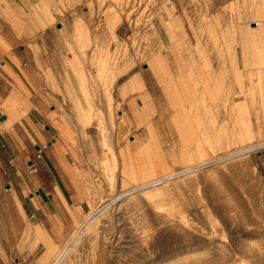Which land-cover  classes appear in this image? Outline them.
I'll list each match as a JSON object with an SVG mask.
<instances>
[{
  "label": "rangeland",
  "instance_id": "rangeland-1",
  "mask_svg": "<svg viewBox=\"0 0 264 264\" xmlns=\"http://www.w3.org/2000/svg\"><path fill=\"white\" fill-rule=\"evenodd\" d=\"M85 1L90 56L122 72L145 65L164 94L118 127L95 177L97 200L67 240L25 264H216L215 247L227 251L221 264H247L238 247L264 248V57L256 45L261 62L243 61L242 43L251 22L263 24L264 0ZM228 103L242 116L231 117ZM207 175L228 206L212 201ZM176 231L189 240L168 235Z\"/></svg>",
  "mask_w": 264,
  "mask_h": 264
},
{
  "label": "crops",
  "instance_id": "crops-1",
  "mask_svg": "<svg viewBox=\"0 0 264 264\" xmlns=\"http://www.w3.org/2000/svg\"><path fill=\"white\" fill-rule=\"evenodd\" d=\"M80 3L0 0V264L53 255L95 204L118 127L164 94L145 65L122 72L90 56L92 13ZM249 26L243 61L261 62L251 47L264 57V22Z\"/></svg>",
  "mask_w": 264,
  "mask_h": 264
},
{
  "label": "bare ground",
  "instance_id": "bare-ground-1",
  "mask_svg": "<svg viewBox=\"0 0 264 264\" xmlns=\"http://www.w3.org/2000/svg\"><path fill=\"white\" fill-rule=\"evenodd\" d=\"M257 23H259V22H257ZM216 42V41H215ZM219 61H220V59H219ZM220 70V73H222V74H225V73H227L228 71H227V67L226 66H223V67H221V69H219ZM211 79V78H210ZM206 81V80H205ZM216 81V80H215ZM204 84V83H203ZM214 87V86H213ZM204 89V88H203ZM213 89V88H212ZM206 91H207V89H205ZM204 90V91H205ZM212 91V90H211ZM204 94H206V93H204ZM218 94H219V92H218ZM163 98V97H162ZM218 98V97H217ZM238 98V97H237ZM213 99V98H212ZM215 99V98H214ZM240 100V99H239ZM167 101V100H166ZM214 100H211V102H213ZM168 102V101H167ZM236 102H237V100H236ZM244 102H246V101H244ZM226 104V103H225ZM170 105V104H169ZM242 105H243V103H242ZM227 110L229 111V113H230V115H231V117H236V118H239V117H241L242 116V112L240 111V109H241V107L240 106H234V105H232L231 103H228L227 104ZM170 109V108H169ZM250 109V108H249ZM249 112H251V111H249ZM252 115V114H251ZM250 114H249V116H251ZM258 122V121H257ZM227 124V123H226ZM177 126V125H176ZM224 126V125H223ZM222 126V127H223ZM178 127V126H177ZM214 127V126H213ZM217 127V126H216ZM225 128V127H224ZM226 130V129H225ZM228 131V130H227ZM226 131V132H227ZM238 131H239V129H238ZM148 134L150 135L151 134V130L150 129H148ZM238 133V132H237ZM226 135V134H225ZM237 136V135H236ZM241 151H243V149H240ZM154 155L155 156H158L157 155V152H155L154 153ZM236 163V162H235ZM217 175V174H216ZM208 176V175H207ZM208 178H209V176H208ZM207 181V186L210 188V190H212V201L214 202V203H216V204H219V205H224V206H228V204H229V200H227V198H226V196H224L222 193V190L220 189V186H219V181L218 180H213V179H206ZM214 184V185H213ZM223 189V188H222ZM224 190V189H223ZM124 192V191H123ZM126 193V192H125ZM120 194V193H119ZM122 194V193H121ZM225 194V193H224ZM124 196V195H123ZM116 197V196H115ZM121 197V196H120ZM137 200L138 199H140L139 197H137L136 198ZM185 199V198H184ZM142 213V212H141ZM144 214V213H143ZM143 216V215H142ZM104 220V219H103ZM118 220V219H117ZM108 221V220H107ZM105 222V221H104ZM107 223V222H106ZM104 225V224H103ZM107 225V224H106ZM100 226V225H99ZM105 227V226H104ZM100 228V227H99ZM106 228V227H105ZM104 228V229H105ZM144 228V227H143ZM102 229V228H101ZM110 230V229H109ZM111 230H112V228H111ZM110 230V231H111ZM166 230H168V232L169 233H173L174 231H175V229L173 228V227H171V228H168V229H166ZM103 231V230H102ZM101 231V232H102ZM179 231V230H178ZM178 231H176L178 234H168L170 237H175V238H177L180 242H181V245H183V243L185 244L188 240H189V237H188V234H180ZM105 232V231H104ZM106 232H107V230H106ZM103 233V232H102ZM118 233V232H117ZM146 233H148V232H146ZM105 235V234H104ZM113 235V234H112ZM146 235V234H145ZM254 235V234H253ZM111 236V235H110ZM107 237V236H106ZM119 237V236H118ZM140 237H141V235H140ZM147 237V236H146ZM145 237V238H146ZM144 238V239H145ZM103 239V238H102ZM110 239V238H109ZM116 239V238H115ZM142 239H143V237H142ZM190 239H191V237H190ZM194 239V238H193ZM203 240V239H202ZM238 240V239H237ZM99 242H100V240H99ZM111 242H113V240L111 241ZM110 242V243H111ZM143 242V241H142ZM239 242L240 243H244V239H239ZM193 243V242H192ZM242 243V244H243ZM176 244V243H175ZM189 244H191V243H189ZM102 245V244H101ZM119 245H120V243H119ZM99 246V245H98ZM102 246H104V245H102ZM144 246V245H143ZM176 246V245H175ZM189 246V245H188ZM94 248V247H93ZM240 250H241V252H242V254H243V256H245V257H247V259H249V262L247 263V264H264V248L261 246V244L260 243H258V242H249V245H248V248L246 249L245 247H243V246H241V247H238ZM102 249V248H101ZM217 248L215 247L214 248V252L212 253V255H211V260L213 261V262H215L216 264H221L222 262H224L225 261V254L227 253V251L225 250L224 252H222V253H217ZM95 251V250H94ZM201 251V250H200ZM97 252H99L98 250H97ZM93 254V253H92ZM94 255V254H93ZM207 256H209V254L207 255ZM227 258H228V256H227ZM97 259V258H96ZM111 261V260H110ZM133 261V260H132ZM71 262H73V261H71ZM108 263V262H107ZM72 264V263H71ZM84 264V263H83ZM127 264V263H126Z\"/></svg>",
  "mask_w": 264,
  "mask_h": 264
},
{
  "label": "built area",
  "instance_id": "built-area-1",
  "mask_svg": "<svg viewBox=\"0 0 264 264\" xmlns=\"http://www.w3.org/2000/svg\"><path fill=\"white\" fill-rule=\"evenodd\" d=\"M255 24L257 25L258 23L257 22H255ZM38 156H40V154H38ZM35 169V168H34Z\"/></svg>",
  "mask_w": 264,
  "mask_h": 264
}]
</instances>
